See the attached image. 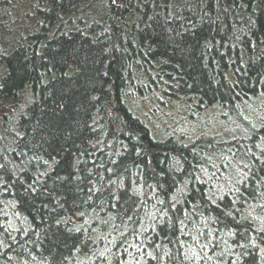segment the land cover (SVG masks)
<instances>
[{
    "label": "trees",
    "instance_id": "1",
    "mask_svg": "<svg viewBox=\"0 0 264 264\" xmlns=\"http://www.w3.org/2000/svg\"><path fill=\"white\" fill-rule=\"evenodd\" d=\"M0 264H264V0H0Z\"/></svg>",
    "mask_w": 264,
    "mask_h": 264
}]
</instances>
